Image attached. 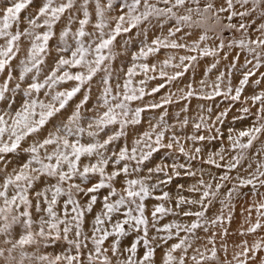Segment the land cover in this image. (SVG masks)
<instances>
[{"label": "rangeland", "instance_id": "374dc122", "mask_svg": "<svg viewBox=\"0 0 264 264\" xmlns=\"http://www.w3.org/2000/svg\"><path fill=\"white\" fill-rule=\"evenodd\" d=\"M10 2L11 0H0V9L7 7ZM40 2L41 0H33V4L22 12L21 20L23 21L25 16L34 12ZM126 2L130 3L131 0H112V7L107 8L108 0H100L101 6L105 8V17L109 24V28L105 29L106 32L115 26V18L126 11V9L121 8V5ZM81 3L82 0H76L72 10L73 13H76V9L79 8ZM149 3L163 9L171 7L174 4V0H170L168 4H165L164 0H149ZM208 3L214 5L212 12H215L220 7H226L225 0H198V2L197 0H185L183 6L173 8V11L177 16L186 15L188 14L187 9L191 8L193 9L191 13L192 19L195 21L199 19L195 9L199 7L203 10ZM95 4L96 0H89L88 11L91 23L86 25V30L89 32L93 31L92 24L95 23ZM138 11H143V7H138ZM233 11L238 13L247 11L248 15L233 17L230 22L236 25V28L231 29L223 27L224 24L229 23L227 16L230 13L228 12L219 13V25H214V17L209 13L208 27L206 28L198 27L195 24L191 27L186 24L178 25L175 17L170 15L152 16L147 22L142 21L128 32H121L112 46L113 52L116 53L115 58L105 62L113 94L117 91L122 94L124 81L129 79L127 75L128 69L133 64L137 67L134 70L135 74L131 77V87L137 90L143 88L146 94L141 99L129 103V108L133 111L137 107L143 109L139 118L140 122L127 124L123 129L124 135L119 136L101 151L104 153L105 158L111 160L113 153H118L121 147L127 146L130 149L133 142L145 131H153L152 126H155V130L165 131L163 143H168V138L173 136L178 139L179 146L184 148V152L188 154L187 156L178 151V146L173 141L171 149L159 148L147 161L140 164V168L147 176L149 175V168L154 169L157 165L164 167V171L153 173L151 178L148 179L149 181H146L149 185L157 184V187L152 190V195L144 201L145 215L151 221V213L158 204L172 209V211L164 215L157 214L155 228L163 230L165 224L175 223L171 219L173 212L180 216L181 221L187 225L186 222L188 221L190 223L197 221V217L195 215L186 216L184 215L185 212L196 213L203 211V217L207 216L206 221H202L203 217L197 221L201 224V227L193 231V247H196L197 254L199 249L201 253L207 254L208 257L211 256V251L215 248L216 255L214 259H205L202 264H264V208L259 207L264 204V183H261V181H264V175H260L261 172H264V130L256 134V138L252 141L250 147L242 150L232 147L233 141L237 138L241 142H247L248 137H238L240 131L264 124V111H262L264 97L258 101H253L252 99V97L264 93V46L251 43L252 41L264 40V29L261 28V25H264V0H260L259 4H254V0H248L247 4L233 0ZM76 15L82 18V11L76 13ZM67 16L68 13L66 12L61 21L54 26L56 35L49 41V53L45 56L39 74L35 70L26 74L24 81H19L21 88L6 92L5 98L0 99V114H4L5 119H8L9 115H14L15 111L21 107L25 99L23 89L31 82L32 76H36L37 80L43 82L44 77L56 66L59 56L64 55L67 58L70 55V53L56 50L57 48H64V44L59 40V32L64 27ZM240 23L245 24V29H239ZM25 26H27L26 22L22 23L21 29ZM77 26L78 22L74 20L72 24L73 30ZM176 27H179L180 31L174 32L172 36H169V30H174ZM201 35H206L207 39L201 41ZM157 38L167 43L175 40L178 44H184L185 47L172 48L160 45L157 46V51L149 53L146 57L133 60L134 53H139L141 48L147 50L146 46L151 45V42ZM221 40L224 43L222 48L219 46ZM241 40L254 48L255 51L250 52L247 48H241L238 44ZM3 43L4 41L0 39V44ZM20 43L22 49H26L29 46V42L26 39L22 38ZM68 43L69 47L75 46L71 35L68 37ZM193 47H196L195 51L191 50ZM204 49H208L209 52H214V54H201ZM257 53L261 57V66L258 68L254 67L256 64L254 57ZM187 56H195L196 59L192 61L180 60L181 57ZM21 58H23V54L12 61L13 78L9 81L10 88H15V84L18 82L20 72L19 59ZM169 58L171 59L168 66H164L163 62L169 60ZM89 59H93V57L89 56ZM141 64H147L149 70L147 72L142 70L139 67ZM153 65H155V71L151 70ZM175 65H179V67H175ZM185 65H187L186 70L184 68ZM63 70L70 71L73 74L76 71H83L79 67ZM161 70L166 72L167 76L174 75L176 71L183 72V75L174 80H168L167 77L159 75ZM248 71H251L252 75L249 76L247 83L242 86L239 99L233 100L232 96L235 95V89L240 87L239 82L243 78L244 73ZM103 75V72L98 73L91 81L90 86L83 87L68 102L64 109L48 119L38 133L31 134L22 141L20 150L6 154V161L16 167L18 164L23 163L28 158V153L23 152V149L35 140H42L50 131L66 123L68 117L75 110L76 105L83 99L85 92L88 93L89 99L81 106L80 123L81 126L87 128L90 120L105 110L101 106L102 101L98 100L103 88L101 84ZM5 79H7L6 71L0 73V84ZM141 81L144 83H141ZM118 84L120 85L119 89H117ZM160 84H163L164 87L159 88L157 92H152V89ZM74 85V81H65L56 85L53 89L45 87L39 93H33V97L49 103L51 102V95H54L56 91L70 89ZM216 85H219L218 89ZM217 91L219 94H216ZM45 92H49L51 95L45 96ZM189 92L192 95H188ZM137 94H139L138 91ZM118 99L112 101L110 98V103L114 104L118 102ZM165 99L169 102L164 103ZM151 104H159L160 107L152 108L150 107ZM245 108L248 109L247 112L242 111ZM38 112L39 109H37ZM161 117H163L162 120ZM36 118L38 119L39 116L37 115ZM185 121L187 122L185 123ZM197 124L201 125V127L197 128ZM117 131H121L118 123L110 125L96 139L102 142L108 135H112ZM230 135L233 138L232 140L228 138ZM194 136H204L205 139H192ZM4 138L7 139V136ZM80 139L82 143H87L92 138L85 134ZM154 140L155 135L152 137V141ZM51 149L52 146H49L48 151H51ZM41 154L43 155V152ZM238 156L243 158L236 168L230 170L227 165L232 161L233 157ZM97 159V156H86L84 164L95 163ZM210 159L214 160L215 163H208ZM128 163V175L121 174L112 182L113 187L118 192L125 186L123 183L125 179L136 178L134 174V167L137 165L136 161ZM2 164L5 163L3 162ZM216 164L224 166L217 167ZM173 165H176V171L181 173L182 179L187 180L190 176V180L184 186L185 195L177 190L181 184L177 181L179 175H173ZM180 165H184V167L181 168L179 167ZM115 167L117 166L113 163L106 165V174L111 173ZM189 172L192 175L186 174ZM225 174H227L228 179H221ZM169 176L171 177L170 180L168 179ZM99 179L98 173H90L80 181L72 178L71 181L63 184L66 188L62 198L58 199L57 197L59 201L57 203L64 204L70 183L80 184L81 189L84 190L71 189V192L77 194L76 201L80 203L79 196L86 195L87 188L98 183ZM242 179H252V183L242 185L240 183ZM158 181H162V183H158ZM201 181H203L202 184L200 183ZM56 182V178L47 176L37 180V184L29 189V199L32 201L30 211L36 209L37 200L35 202L33 200L36 192L45 191V189L55 185ZM217 184L221 185L219 189L216 188ZM194 187L198 191L191 190ZM205 190L210 193L215 192V195L206 197L202 202V207L197 208L196 206L200 202L198 199L194 200V196L198 195L200 198ZM102 192H104L103 188L99 189L95 194L101 196L103 195ZM165 192L168 193L167 198L156 199V197H162ZM12 194L13 192L10 193V195ZM192 196L193 201H198L194 203V210L188 211L185 209L178 213L177 201L179 198L184 197L190 201L189 197ZM51 197L52 193L47 195V198L51 199ZM182 204L187 207L189 203ZM42 205H44L43 202H41ZM36 215L40 220L44 218L42 211L37 212ZM58 215L61 217L62 213L59 212ZM218 216H221L222 219L212 223ZM257 223L260 226L255 231H248L249 228ZM257 245L259 247H256ZM149 247L153 249V255H155V247L151 242H149ZM245 248L248 249L247 254H244ZM197 259H199V255H197ZM184 262L185 264H193L191 258H185ZM19 264L27 263L22 261Z\"/></svg>", "mask_w": 264, "mask_h": 264}, {"label": "snow or ice", "instance_id": "6c2138e0", "mask_svg": "<svg viewBox=\"0 0 264 264\" xmlns=\"http://www.w3.org/2000/svg\"><path fill=\"white\" fill-rule=\"evenodd\" d=\"M169 2L170 0H164L165 4H168ZM238 2L247 4L248 0H238ZM88 3L89 0H82L79 8L76 9V13L82 11V18L72 11L76 4V0H59V2H57V0H41L40 4L37 5L36 10L25 16L23 21L21 20V14L33 4V0H11L7 7L0 9V39L4 41L3 44H0V73L7 72V79L0 84V99L5 98L6 92L10 90L15 91L16 89L21 88L19 81H24L26 74L32 73L33 70L39 74L45 56L49 53V41L56 35L54 32V26L57 22L61 21L66 12L68 13L67 21L59 32V40L64 44V48H57L56 50L58 52L70 53L67 58L64 55L59 56L56 61V66L44 77L43 82L37 80L36 76L31 77V82L23 89V96L25 99L21 107L15 111L14 115H9L8 119H5V115L0 114V162H4L5 164L9 163V161H6V154L15 153L20 150L22 141L31 134L38 133L48 119L64 109L68 102L79 93L83 87L90 86L91 81L98 73H104L101 77L103 88L98 100L102 101L101 106L105 110L92 118L88 123L87 128L81 126L80 109L89 99L88 93L85 92L83 99L76 105L75 110L68 117L67 122L61 127H56L53 131H50L42 140H35L28 147L24 148L23 152L28 153V158L23 163L18 164L17 167L13 169L12 173L7 174L3 178V183L0 184V199L3 201L2 206H0V234L5 236L3 242L11 245V247L7 248V253L9 258L12 259H14V257H12L14 250L20 249V256L23 259L28 255V253L23 251L26 245L37 244L40 240H47L52 236V232L54 231L55 239H60L62 232V238L76 249L77 255H68L64 257V259L67 260L68 264H73V262H77L78 264L80 259L79 253L82 247L79 239L81 235L80 224L83 220L84 211L80 210V205L72 198L71 189L75 188L77 191H84L81 189L80 184L70 183L68 185V199L64 201L66 213V218L64 220H61L57 216L54 206L57 204V197L64 194V188L62 185L65 182L71 181L74 176L86 178L90 173H98L100 179L98 183L87 188V194L96 193L101 188L110 189L108 195L104 197L103 217L111 220L113 213H120L124 207H126L127 210L123 211L124 219L118 220L112 225V232L103 230L99 238H96V233L101 232V228L94 227L92 243L95 246V255L91 253L89 254V264H94L95 260L100 258L102 252L101 245L104 243V240L111 235L116 236V240L113 242L111 250L113 253L117 251L120 237L126 235L125 225H127L129 231L135 229L139 232L142 230L145 234L143 243L146 250L139 264H144L145 261H148L151 258L153 249L149 247V241L146 238L149 228V220L145 216L144 201L147 197L152 195V190L157 187V184L149 185L146 181L151 178L153 173L164 171V167L157 165L154 169L149 168V175L147 177L125 179L123 182L125 186L119 193L113 187L112 182L121 174H124L125 176L128 175V162L136 161L137 168L135 170L139 171L138 166L144 161H147L154 152L158 151L159 148L171 149L173 147V141L176 142L179 152L183 153L185 156L188 154L184 152L182 146H179V141L175 136L168 138V143H163V140L165 139V131L155 130V126H152L153 131H145L133 142L130 149L127 146L121 147L118 153H113L111 160L104 157V153L101 150L105 149L119 136L124 135L123 129L127 124H137L140 122L139 118L143 109L137 107L133 111L129 108V103L141 99L146 94L143 88L137 90L136 88L131 87V77L135 74L134 70L137 67L135 64L128 69L127 75L129 79L124 81L122 94L119 91L113 94V89L109 83L108 68L105 62L115 58L116 53L113 52L112 46L113 42L121 32H128L131 28L140 24L142 21L147 22L152 16L159 17L170 15L175 17L178 25L186 24L191 27L195 24L198 27L206 28L208 27L207 21L209 19V13L214 17V25H219V13L228 12L230 13L227 16L229 23L224 24L223 27L231 29L236 28V25L230 22L233 17H244L248 15L247 11L239 13L233 11V0H225L226 7H220L216 9L215 12H212L214 7L212 3L206 4L203 10L197 7L195 11L199 16V19L195 21L192 19L191 13L193 12V9L191 8L187 9L188 14L186 15L177 16L173 11V8L183 6L185 0H174V4H172L171 7H165L163 9L150 4L149 0H131L130 3L126 2L121 5V8L126 9V11L115 18V26L111 27L110 30L106 32L105 29L109 28V24L105 17V8L101 6L100 0H96L95 23L92 24L93 31L89 32L86 30V25L91 23L89 19ZM259 3L260 0H254V4ZM140 6L143 7V11H138V7ZM111 7L112 0H108L107 8ZM74 20L78 22V26L75 30L72 28ZM24 22H26L27 26L21 29V25ZM261 28L264 29V25H261ZM41 29L43 30L41 31ZM239 29H245V24L240 23ZM179 31V27H176L174 30L170 29L169 36H172L174 32ZM70 35L71 39L75 42L74 47H69L68 37ZM22 38L29 42V46L26 49H22L21 47L20 42ZM205 39H207L206 35L200 36L201 41ZM251 43L258 46H264V40L252 41ZM238 44L241 48H247L250 52L255 51L254 48L245 44L243 40L239 41ZM160 45L172 48L185 47L184 44H178L175 40L171 43H167L160 38H157L151 42V45L146 46L147 50L141 48L139 53H134L133 60L140 57H146L149 53L157 51V46ZM219 46L221 48L224 47L223 40H221ZM191 50L195 51L196 47H193ZM21 54H23V58L19 59L20 72L18 82L15 84V88H10L9 81L13 78L12 61L18 58ZM201 54L208 55L214 54V52H209L208 49H204L201 51ZM89 56H92L93 59H89ZM254 58L256 59L254 67H260V54L257 53ZM170 59L171 58L165 60L163 65L168 66ZM195 59V56L180 58L181 61H192ZM77 67L82 68L83 71H76L73 74L70 71L63 70L66 68ZM139 67L145 72L149 70L147 64H141ZM175 67H179V65H175ZM184 68L186 70L187 65H185ZM151 70L155 71V65L152 66ZM159 75L161 77H167L168 80H174L183 75V72L176 71L174 75L167 76L166 72L161 70ZM251 75V71L244 73L243 78L239 82L240 87L235 89V95L232 96L233 100L239 99L242 86L247 83L248 78ZM65 81H74L75 85L70 89L56 91L54 95H51L49 92L44 93L45 96L51 95V102L45 103L43 100L33 97V93H39L45 87L53 89L56 85ZM141 83L144 82L141 81ZM162 87H164V85L160 84L156 88H153L152 92H157L159 88ZM119 88L120 85L118 84L117 89ZM216 88L218 89L219 85H216ZM137 91L139 94H137ZM216 94H219V92L217 91ZM188 95H192V93L189 92ZM262 97H264V93L254 96L252 99L253 101H258L262 100ZM110 98L112 101L119 99L118 102L113 104L110 103ZM168 102L167 99L164 100V103ZM150 107L158 108L160 105L151 104ZM37 109H39L38 113ZM242 111L247 112L248 109L245 108L242 109ZM262 111H264V106H262ZM37 115L39 116L38 119L36 118ZM162 119L163 117H161V120ZM186 122L187 121H185V123ZM117 123L119 124L121 131L108 135L102 142L99 139H96V137L104 132L108 126ZM196 127L199 128L201 125L197 124ZM262 130H264V124H261L259 127H252L240 131L238 137H248L247 142H241V140L237 138L233 141L232 147L241 150L250 147L252 141L256 138V134L260 133ZM85 134L92 139L90 142L82 143L80 138ZM153 135H155L154 141H152ZM5 136H7V139L4 138ZM228 138L229 140L233 139L231 135ZM192 139L204 140L205 137L194 136ZM49 146H52L51 151H48ZM197 151H199V149H197ZM42 152L43 155L41 154ZM85 156H97L98 159L95 163L90 162L83 164L81 169L80 161L81 158ZM242 158V156L233 157L227 167L230 170L236 168ZM109 163H113L117 167H115L111 173L106 174L105 166ZM208 163H215V161L210 159ZM216 166L223 167L224 165L216 164ZM179 167L183 168L184 165H180ZM172 169L173 175H179V172L176 171V165H173ZM165 174L167 175V173ZM186 174L192 175L190 172ZM260 175H264V172H261ZM43 176L56 178L57 183L52 185L51 188L45 189V191L36 192L37 202L35 208L38 212L42 211L46 213L48 219L45 220L42 218L39 231L34 232L32 230L33 220L29 210L32 207V201L29 199V189L33 187L36 180ZM168 179L170 180L171 177L169 176ZM221 179H228L227 174L221 177ZM158 183H162V181H158ZM200 183L202 184L203 181ZM240 183L242 185L251 184L252 179H242ZM261 183H264V181H261ZM10 187L13 190V194L9 197L8 190ZM220 187V184L216 185L217 189ZM191 190L198 191L195 187ZM47 191H52L51 200L47 198ZM209 195L214 196L215 192L210 193L205 190L201 195L199 202L202 203ZM41 197H44L43 204L46 205V207H41ZM110 197L113 198L111 201L109 199ZM167 197L168 193L165 192L162 197H156V199L159 200ZM96 201L97 196L91 195L85 210L91 211L92 205L96 203ZM197 202L198 201H189L184 197H180L177 201V207L182 203ZM68 205H73L71 212L75 214L71 217V220L67 219ZM133 205L135 206L134 208ZM21 207L23 210L16 214L15 210H18ZM259 207L264 208V204ZM170 211H172V209L165 208L162 204L156 205L151 213L153 221L152 227H155L157 214L164 215ZM184 215H195L198 221L204 216V212H185ZM221 219L222 217L218 216L212 221V223H216V221ZM71 221H75V232L74 238L72 239L69 238V233L73 231ZM197 221H193L190 225L186 226H181L176 223L165 224L163 230L168 231L175 228L177 231L183 229L184 231L191 233L201 227V224ZM103 223L104 220L101 218V214H97L94 224L99 226ZM60 225H64V227L61 229ZM14 226H20L23 231L19 235V238L15 239L13 242L9 237L12 235ZM45 226H47L49 231H45ZM259 226V223H257L249 228L248 231H255ZM205 231H207V229H205ZM185 244L186 239L183 238L180 239L178 243L173 244L171 249L165 254L164 264H171V262L175 260V257L172 256V252L184 247ZM256 247H259V245ZM136 249V242H133L131 247L126 249V251L131 253L128 258V264H137V262L133 260V256L136 254ZM103 251H107V249H104ZM184 251L187 252V248H185ZM4 252L5 249L0 248V256H3ZM247 252L248 249L245 248L244 254H247ZM215 255L216 250L213 248L210 257H206L201 253L199 259H197L196 255H193L191 259L193 264H202L205 259H214ZM37 259L45 261L48 257L38 256ZM55 259L56 261H59L61 257L57 256ZM50 264H55V261L50 262ZM102 264H108L107 256L103 257ZM180 264H185L183 255L180 257Z\"/></svg>", "mask_w": 264, "mask_h": 264}, {"label": "bare ground", "instance_id": "6f19581e", "mask_svg": "<svg viewBox=\"0 0 264 264\" xmlns=\"http://www.w3.org/2000/svg\"><path fill=\"white\" fill-rule=\"evenodd\" d=\"M85 157L81 158V161H80L81 169L84 164ZM2 163L3 162H0V184L3 183V178L7 174L12 173L13 169L16 168V166L12 163H9V164H2ZM136 168H137V165L134 167V174L136 178L147 177V175L140 168V165L138 166L139 171H136L135 170ZM73 178L77 181L84 179L78 176H74ZM189 180H190V176L187 180H184L182 179L181 173L179 172L177 181L181 184V186L178 187L177 190L183 195H185L184 186L187 184ZM193 181H194V178H193ZM36 184H37V180L34 182L33 187ZM62 187L64 189L66 188L65 185H62ZM103 189H104V192H102L103 195L101 196L95 193L86 194L84 196H81V195L79 196L81 202L78 204L80 205V210L84 211V216L80 224L81 235L79 239L81 241L82 247L79 253L80 259H79L78 264H89V261H88L89 254L91 253L95 255V246L92 243L94 227L101 228V232L96 233V238H99L103 230L112 232L113 231L112 225L116 223L118 220L124 219L123 211L127 210L126 207L122 208V211L120 213H113L111 220H109L106 217H103L102 213L104 211L103 209L104 197L108 195L110 191V189L108 188H103ZM12 192L13 190L10 187L8 190L9 197L11 196L10 193ZM51 193L52 191L46 192L47 195H51ZM71 194H72V198L74 200H77V194L73 192H71ZM91 195H96L97 201L96 203L92 205L91 211H86L85 209H86V206L88 204V201ZM66 197H67L66 198L67 200L68 194H66ZM61 198H62V195L58 197V199H61ZM189 198H190V201H193V196ZM48 199L51 200L50 198ZM109 199L111 201L113 198L110 197ZM195 199H198L200 201V198L198 195L194 196V200ZM33 200L34 202L37 200L36 194L33 196ZM40 200L41 202H43L42 197L40 198ZM57 202L59 201L57 200ZM2 204H3V201L2 199H0V206H2ZM44 206L46 205H42L41 207H44ZM72 207L73 205L67 206V219L69 220H71V217L75 215L74 213L71 212ZM134 207L135 206L133 205V208ZM196 207L201 208L202 203L200 202ZM194 208H195L194 203H189L187 207L182 204L178 207L179 209L178 213H180V211H183L185 209H187L188 211L194 210ZM54 210L56 211L57 216L61 220H64L66 218L65 204L57 203L54 206ZM19 211H22V207L18 210H15V213L18 214ZM30 212H31L32 220H33L32 230L34 232H38L40 229V221H41L36 215L38 211L36 209H33ZM59 212L62 213L61 217L58 215ZM97 214H101V218L104 220V223L99 226L94 224L95 217ZM43 215H44L43 219L45 220L48 219L46 213L43 212ZM171 216H172L171 219L173 220V222L175 221L176 224H179L181 226H186V224L181 221L180 216H177L176 214H174V212L172 213ZM206 217L207 216L202 218L203 222L206 221ZM152 223L153 221L149 220V228H148L146 238L148 239L149 242H151L154 245L155 255L152 254L151 258L148 261H145L144 264H164L165 254L169 251V249H171V246L173 244L178 243L179 240L182 238L186 239V244L184 245V247L180 249H176L174 252H172V256L175 257V260L172 261L171 264H180L181 255H183L185 259V258H191L193 255L197 256L201 254V251L199 249H198V254H197L195 250L196 247H193V243H194V239H193L194 233L193 232L189 233V232L184 231L183 229L177 231V229L175 228H172L168 231L159 230V229H156L155 227H152ZM186 223L187 225L191 224L189 221ZM63 227L64 225H60L61 229ZM71 227L73 228V231L69 233L70 239L74 238L75 221H71ZM22 231L23 229L20 226H14L12 230V235L9 238L12 239L14 242L15 239L19 238V235L22 233ZM45 231L46 232L49 231L47 226H45ZM125 231H126V235L120 237L119 243L117 245V251L115 253H113L111 249H112L113 242L116 240V236L111 235L104 240V243L101 245L102 252H101L100 258L96 259L94 264H102V260L104 256L108 257V264H128V258L131 255V253L126 251V249H129L133 242L137 243L136 254L135 256H133V260L136 261L137 264H139L146 250L144 243H143L145 234L142 230L139 232L135 229L129 231L127 225L125 226ZM62 236L63 234L61 232V238L55 239V232L53 231L52 236L49 237L47 240H40V242L37 244L26 245L23 251L28 253V255L24 257L23 259L20 256V249L14 250L12 253V257H14V259H12V258H9L8 253H7V248L11 247V245L5 244L3 242L5 239V236L3 234H0V248L5 249L4 255L0 256V264H19L22 261H24V263H27V264H50L51 261H55V264H68L67 260L64 259V257L68 255L75 256L77 255V252L74 246L69 245L67 241L62 238ZM185 248H187V252L184 251ZM104 249H107V251H103ZM38 256H46L48 257V259L45 261H40L37 259ZM57 256L61 257L59 261H56L55 259ZM205 256L208 257L207 254H205ZM73 264H77V262H73Z\"/></svg>", "mask_w": 264, "mask_h": 264}]
</instances>
